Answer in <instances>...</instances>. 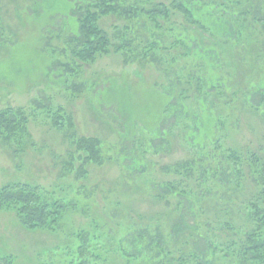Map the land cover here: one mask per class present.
Segmentation results:
<instances>
[{"label":"trees","instance_id":"trees-1","mask_svg":"<svg viewBox=\"0 0 264 264\" xmlns=\"http://www.w3.org/2000/svg\"><path fill=\"white\" fill-rule=\"evenodd\" d=\"M42 3L31 4L26 12L40 18L57 12L69 18L72 61L66 67L73 75L99 55L115 53L126 64L155 67L165 79L162 91L158 82L150 86L160 96L158 106L131 103L127 95L134 85L126 82L108 79L99 83L102 88L95 82L73 83L75 94L87 87L94 92L99 112L118 123L124 139L134 136L130 139L133 154L117 158L122 152L117 150L119 145L117 149L105 146L101 136L79 134L66 108L51 118L68 138V154L59 155L61 178L87 182L91 166L119 161L125 170L145 174L149 165L145 156L151 151L159 157L175 151L176 145L181 148L171 161L156 162L160 175L147 182L162 209L153 215L126 211L124 218L117 219L120 224L115 228L121 230L117 253L127 264H142L156 249L160 264L162 260L167 264H264V126H256L260 149L253 141L242 145L230 139L235 129L230 124L242 122L238 117L242 113L257 116L261 124L264 121V0L259 16L238 11L239 0H86L84 5L79 1L55 10ZM112 16L123 24L110 35L101 21ZM246 47H252L253 53ZM245 62L250 74L240 85L236 83L238 66ZM0 139L18 153L34 145L23 109L0 110ZM220 188L231 190V201L217 199ZM65 200L21 181L0 187V209L14 208L27 229H54L72 204ZM171 214L178 220L164 230L160 219ZM112 230L110 225L108 232ZM180 234L189 242L188 257L181 247H171L173 235ZM74 237L76 254L71 264H99L97 249L106 248L107 241L98 240L97 233L90 237L85 229ZM128 237L135 255L125 247ZM3 258L4 264H13L11 257Z\"/></svg>","mask_w":264,"mask_h":264},{"label":"rangeland","instance_id":"rangeland-1","mask_svg":"<svg viewBox=\"0 0 264 264\" xmlns=\"http://www.w3.org/2000/svg\"><path fill=\"white\" fill-rule=\"evenodd\" d=\"M79 1L82 5L86 3V0H0V110L8 107L23 109L28 117V127L34 141L33 146L29 144L24 152L18 153L9 147L8 142L0 139V187L21 181L40 186L50 196L54 194L72 200L61 223L51 230L27 229L14 208L0 209V264H4L6 258L3 257H11L13 264H71L70 260L76 252L72 251L77 242L74 235L80 229L89 231L90 237L97 233L98 240L107 241L106 248L98 247L96 262L127 264L115 249L116 238L121 233L120 226L115 228L120 224L117 219L124 218L126 211H130L132 215L137 212L153 215L162 209V203L151 194L152 189L147 182L149 178L160 175L156 162H169L179 156L176 151H181L176 143L175 151H165L159 157L152 155L151 151V154L145 156L149 163L145 174L127 171L121 164L122 161H119L91 166L87 182L77 181L70 176L60 177V161L62 156L68 154L69 149L67 136L62 135L51 122V118L60 108H66L74 116L75 130L79 134L101 136L105 146L111 145L117 149L119 145L117 150L122 152L116 155L117 158H120V155L133 154L131 148L134 142H130V139L134 136L129 135L130 137L124 139L123 134L121 136L119 133L118 123L109 115L99 112V103L94 92L91 93L87 87L75 94L73 88L76 85L73 86V83L82 82L87 86L95 82L99 86L100 82L108 79L110 82H126L134 85L127 95H131V103L146 102L158 106L160 96L153 92L150 86L155 87L158 82L162 91V84L165 82L155 67L141 66L136 62L126 64L123 58L115 53L99 55L92 63L82 64L77 75H73L66 67L72 61L68 47L71 26L66 27L69 18L57 12L55 15L40 18L29 15L26 11L36 2H43L46 6L50 4V9L55 10L61 9L65 4L72 6ZM239 2L241 3L236 7L240 12H251L257 16L263 13L260 4L262 0ZM122 24L114 16L104 17L101 21V27L110 35L115 32V27ZM140 33L146 36L143 31ZM246 48L250 50L249 54L253 53L252 47ZM236 55H239V52H236ZM238 68V77L235 80L237 84L243 85L249 77L250 67L245 62L240 63ZM238 117L239 120L241 117L242 122H231L230 125L235 129H232L230 139L242 145L253 141V145H256L254 147L260 149L257 144L260 134L256 126H264V121L261 124L257 116L250 117L247 113ZM140 126L141 124L138 125L137 137H140ZM78 185L83 187L75 193L77 195L72 194L73 188L76 189ZM226 188H220L217 198L220 197L222 202L231 201V190ZM118 202L122 204L119 205ZM160 220L163 221L161 227L167 230L166 228L171 227L178 219L176 214H171ZM110 225L113 230L108 232ZM107 233H110V236H107ZM173 236L171 247H181L188 257L189 242H185L186 237L184 238L183 234ZM129 240L130 237L124 241L125 247H130L131 255H135L137 252L131 248L132 241ZM166 250L169 252V247H166ZM149 257L143 259L142 264H160L157 249L150 251ZM186 257V261L190 260ZM167 260H171V257ZM161 262L167 264L164 260ZM231 262L225 261L222 264H233Z\"/></svg>","mask_w":264,"mask_h":264}]
</instances>
